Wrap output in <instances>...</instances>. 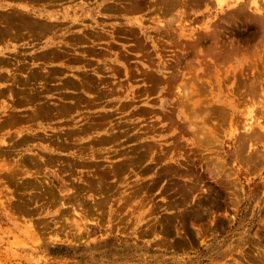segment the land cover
<instances>
[{"label": "rangeland", "instance_id": "rangeland-1", "mask_svg": "<svg viewBox=\"0 0 264 264\" xmlns=\"http://www.w3.org/2000/svg\"><path fill=\"white\" fill-rule=\"evenodd\" d=\"M0 264H264V0H0Z\"/></svg>", "mask_w": 264, "mask_h": 264}, {"label": "bare ground", "instance_id": "bare-ground-1", "mask_svg": "<svg viewBox=\"0 0 264 264\" xmlns=\"http://www.w3.org/2000/svg\"><path fill=\"white\" fill-rule=\"evenodd\" d=\"M255 3H256V2H255ZM255 3H254V4H255Z\"/></svg>", "mask_w": 264, "mask_h": 264}]
</instances>
